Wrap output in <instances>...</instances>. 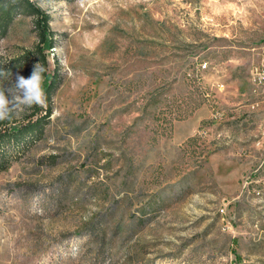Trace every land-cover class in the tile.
<instances>
[{
  "label": "rangeland",
  "instance_id": "obj_1",
  "mask_svg": "<svg viewBox=\"0 0 264 264\" xmlns=\"http://www.w3.org/2000/svg\"><path fill=\"white\" fill-rule=\"evenodd\" d=\"M33 1L60 84L0 174V264H264V0Z\"/></svg>",
  "mask_w": 264,
  "mask_h": 264
},
{
  "label": "trees",
  "instance_id": "obj_2",
  "mask_svg": "<svg viewBox=\"0 0 264 264\" xmlns=\"http://www.w3.org/2000/svg\"><path fill=\"white\" fill-rule=\"evenodd\" d=\"M20 16L33 17L38 42L16 59L8 63L0 62V70L6 72L1 77L12 75L30 62L42 64L46 69L43 74V87L47 96V107L33 106L26 109L19 121H15V116L11 120L0 121V174L7 171L43 138L53 114L52 96L60 84L59 71H50L47 55L48 51L56 47V33L51 27L52 17L38 3L33 0H0V40L8 35L15 19Z\"/></svg>",
  "mask_w": 264,
  "mask_h": 264
},
{
  "label": "clouds",
  "instance_id": "obj_3",
  "mask_svg": "<svg viewBox=\"0 0 264 264\" xmlns=\"http://www.w3.org/2000/svg\"><path fill=\"white\" fill-rule=\"evenodd\" d=\"M45 71L43 65L37 63L27 78L17 75L11 86H0V121L18 117L33 106L47 107V96L43 87ZM5 75L6 72L0 70V76Z\"/></svg>",
  "mask_w": 264,
  "mask_h": 264
}]
</instances>
